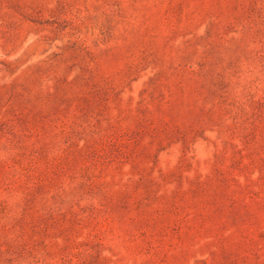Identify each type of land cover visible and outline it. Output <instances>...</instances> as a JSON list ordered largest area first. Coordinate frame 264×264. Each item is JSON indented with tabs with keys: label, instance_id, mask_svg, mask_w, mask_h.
<instances>
[{
	"label": "rangeland",
	"instance_id": "1",
	"mask_svg": "<svg viewBox=\"0 0 264 264\" xmlns=\"http://www.w3.org/2000/svg\"><path fill=\"white\" fill-rule=\"evenodd\" d=\"M0 264H264V0H0Z\"/></svg>",
	"mask_w": 264,
	"mask_h": 264
}]
</instances>
